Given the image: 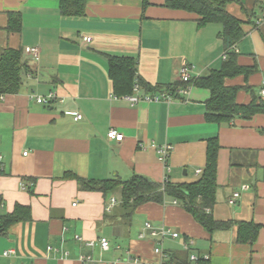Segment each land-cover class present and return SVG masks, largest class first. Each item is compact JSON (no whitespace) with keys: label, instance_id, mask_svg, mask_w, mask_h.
Masks as SVG:
<instances>
[{"label":"crops","instance_id":"obj_1","mask_svg":"<svg viewBox=\"0 0 264 264\" xmlns=\"http://www.w3.org/2000/svg\"><path fill=\"white\" fill-rule=\"evenodd\" d=\"M257 1L262 0H232L227 10L241 20L244 31L234 48L237 61L257 66L247 84L264 100V20L256 22ZM164 2L86 0L83 16H65L59 0H0V47L20 50L31 69L17 92L0 94V212L22 204L29 206L31 217L0 233V264H87L84 256L94 264L154 261L157 240L145 229L147 222L179 232L180 237L160 242L180 263L187 255L182 245L187 236L195 252L209 255L207 264H264V114L208 122L210 92L194 85L169 101L144 100L162 93L141 87L138 80L166 86L178 82L183 66L190 67L193 78L219 69L224 60L220 24L199 26L196 13ZM10 13L20 18L18 30L7 27ZM30 47L38 48L36 57L27 51ZM108 55L136 60L129 94L114 93ZM225 84L243 85L244 79L237 76ZM50 93L56 99L49 105L31 97ZM251 99L244 89L236 96L237 103ZM74 113L81 119L75 120ZM110 129L123 139L109 140ZM214 136L219 149L212 215L260 225L251 244L236 240L235 224L209 234L168 195L163 204L140 205L127 226L116 195L80 189L72 176L127 180L139 175L191 183L202 174L207 139ZM163 145L171 146L164 162L158 152ZM234 192L239 196L230 204ZM112 197L115 203L107 211ZM134 216L143 220H137L136 236L130 237ZM100 237L109 240L108 249L100 247Z\"/></svg>","mask_w":264,"mask_h":264},{"label":"trees","instance_id":"obj_2","mask_svg":"<svg viewBox=\"0 0 264 264\" xmlns=\"http://www.w3.org/2000/svg\"><path fill=\"white\" fill-rule=\"evenodd\" d=\"M232 0H165L164 5L173 9L194 12L198 15V25L218 23L222 29L219 33L225 58L219 69H214L206 76L190 78L166 86H149L138 80L141 87L149 91H159L171 96L177 95L180 89L190 85L209 90L210 96L205 102V120L216 123H229L236 117L249 119L256 114H264V100L256 96L252 86L247 84V78L256 72L257 66L241 65L238 63V53L235 45L243 38L244 31L241 20L227 10ZM262 9L263 1H257ZM147 0H143V6ZM86 0H59V10L65 16H83ZM8 29L18 30L20 18L18 14L10 13ZM109 76L113 90L117 96L129 94L136 77L137 62L128 56L108 55ZM27 63L22 60L20 50L0 47V94L17 92L22 84L24 73L30 72ZM242 76L243 85L225 84L227 79ZM251 92L252 99L248 103H237L236 96L240 90ZM219 143L217 137L207 139L206 165L199 179L191 183L174 184L165 180L155 182L139 175H133L127 180L119 178L93 180L74 176L78 187L83 190L99 191L105 197L116 195L119 200L122 217L130 219L134 211L143 204H163L166 195L175 198L183 209L205 231L211 234L214 230L227 229L233 224L237 226L236 240L240 243L251 244L255 241L260 225L253 222H232L231 220H216L212 215L215 204L217 151ZM1 205V201H0ZM28 205L16 204L14 209L3 214L0 212V233L22 220H29ZM189 238V237H185ZM172 255V253H171ZM176 257V256H175ZM172 260L175 258L171 257ZM178 259V258H177ZM188 264L187 255L180 259ZM194 264H207L202 260Z\"/></svg>","mask_w":264,"mask_h":264},{"label":"built area","instance_id":"obj_3","mask_svg":"<svg viewBox=\"0 0 264 264\" xmlns=\"http://www.w3.org/2000/svg\"><path fill=\"white\" fill-rule=\"evenodd\" d=\"M263 1V8L261 9L260 16L257 18V23L261 22L264 20V0ZM84 40H89V37H83ZM29 54H31L33 57H36L38 54V48L37 47H30L27 49ZM225 58V54H224ZM189 66H183L180 69L179 72V80L181 81H188L191 76L189 74ZM137 86V85H136ZM186 89H182L181 92H184ZM261 95L264 94V90H261L260 92ZM31 97L34 98L35 102L41 105H49L50 102L54 99H56V96L53 93H50L47 96H41V95H31ZM2 98V95H0V99ZM166 99L170 100L171 95L169 94H161V96H154V95H147L144 97V100H159V99ZM132 101H137L138 98H130ZM82 115L79 113H74V119L79 120L81 119ZM107 138L109 140H116V141H121L123 139V135L119 132H117L115 129H110L107 133ZM171 148L170 145H163L158 148V152L160 154V159L164 162L167 157V152ZM25 154V153H24ZM198 173L200 171H197ZM165 181V180H164ZM239 196V192H234L232 194V197L229 199V203L233 204L235 202V199ZM115 203V199L112 197L109 200V203L106 205V210L109 211L111 206ZM145 229H147L149 235L157 240L156 244L153 246V253L157 256V259L154 261H142L139 260L138 258H133V261H138L140 264H183L178 261L172 260L170 253L167 252V250L162 247L161 242L166 236H170L171 238H178L180 237L179 232L177 231H172L169 227L166 225H159L158 227H153L151 223L147 222L145 223ZM140 238L145 237V232L141 233ZM98 243L100 247L104 250L108 249L110 246V242L106 237H100L98 239ZM92 244V242H91ZM183 249L187 252V262L188 264H194L199 260H202L204 262H207L209 259V255L207 253H202L199 254L195 252L193 248V241L189 238H186L183 243ZM8 252H4V254H7ZM82 261L86 262L87 264L93 263L94 260L91 258V256H84L81 258Z\"/></svg>","mask_w":264,"mask_h":264},{"label":"rangeland","instance_id":"obj_4","mask_svg":"<svg viewBox=\"0 0 264 264\" xmlns=\"http://www.w3.org/2000/svg\"><path fill=\"white\" fill-rule=\"evenodd\" d=\"M255 12L257 15L261 13V9H260L259 5H257V4L255 6ZM130 220H131V218L130 219L124 218V222L127 224V226H128V224H130ZM137 220H143V218L141 217V219H140V217H138V216L133 217V223H132L131 228L129 229V236L130 237L136 236V230H137V224H138ZM125 238L126 237H119V238H117V240L119 243H126Z\"/></svg>","mask_w":264,"mask_h":264}]
</instances>
